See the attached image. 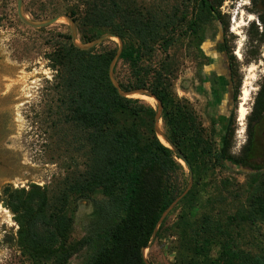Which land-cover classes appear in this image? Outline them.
Here are the masks:
<instances>
[{
  "label": "trees",
  "instance_id": "1",
  "mask_svg": "<svg viewBox=\"0 0 264 264\" xmlns=\"http://www.w3.org/2000/svg\"><path fill=\"white\" fill-rule=\"evenodd\" d=\"M61 1L63 7H55L51 13L70 15L84 43L94 40L87 37L86 30L93 34L97 31L114 33L123 40L124 47L114 68L121 88L127 91L147 88L162 101L167 134L183 152L193 172L197 171L191 157L193 152L221 165L254 171L264 168V165H252L258 155L253 136L240 156L232 152L236 130L233 105L239 94L238 84L233 95L228 93L223 100L225 106H231V111L220 144L214 148L206 139L191 103L173 94V71L168 77L164 69L144 64L151 62L158 42L166 39L170 29L175 32L179 27L192 26L196 30L216 19L224 33L227 32L229 21L224 20L226 15L221 11L224 0H193L196 5L191 11L179 2L169 9H159L153 3L144 4L143 0ZM254 1L264 7V0ZM259 19L264 28V10L259 12ZM252 27L258 30L255 22ZM67 40L55 49L51 62L57 71L66 136L84 152V167L66 176L58 194L54 191L51 195L47 188L36 184L29 189L7 185L2 199L17 218L24 249L34 254L53 255L56 257L54 264H68L69 259L82 250L85 251L82 264H146L144 248L149 245L164 211L184 192L186 172L179 162L181 157L156 134L157 109L140 99L120 95L114 86L109 68L118 46L83 50L74 45L72 36L68 35ZM222 46L220 53H229L228 47ZM120 61L132 70L128 79L117 74ZM258 106L260 119L264 112V83ZM72 194L92 199L97 219L88 233L73 244L69 242L72 219L66 214ZM190 194L191 191L178 205ZM250 206L251 209L238 210L233 218L252 221L259 214L264 218V196H255ZM218 232L226 236L220 222L204 217L201 229L192 237L200 251L206 252L219 236ZM232 240L228 237L223 241V261L205 264H264V255L235 248Z\"/></svg>",
  "mask_w": 264,
  "mask_h": 264
},
{
  "label": "rangeland",
  "instance_id": "2",
  "mask_svg": "<svg viewBox=\"0 0 264 264\" xmlns=\"http://www.w3.org/2000/svg\"><path fill=\"white\" fill-rule=\"evenodd\" d=\"M184 3L188 11L193 0H143L157 8L169 9L173 3ZM61 0H24V13L34 21H44L55 7L62 8ZM264 7L254 0H224L221 11L229 29L224 33L218 20L192 28L170 29L164 41H159L151 62L154 69H164L170 77L173 71V94L191 103L204 128L206 139L214 148L220 144L226 129L230 105L223 100L228 91L234 93L239 85L236 113V130L232 152L240 156L251 136L256 138L258 155L254 166L264 165V112L259 119L258 96L264 83V28L259 12ZM195 16V9H194ZM61 14V13H60ZM191 15V14H188ZM190 17V16H189ZM255 22L258 30L252 27ZM87 31L95 39L103 31ZM180 34V35H179ZM71 35L64 18L55 23L34 28L26 25L18 15L17 0H0V264H54L53 255L34 254L25 250L19 238L20 225L13 212L5 205L4 187L29 189L32 184L47 188L51 195L58 194L66 176L84 167L85 154L66 136L65 118L58 90L57 71L52 67V54ZM79 43L81 35L78 33ZM173 37V38H172ZM91 42V41H90ZM226 45L232 61L234 83L213 71ZM119 47L118 39H106L97 50ZM220 57L218 58V60ZM163 67V68H162ZM128 64L119 62L117 74L128 79ZM231 85V87H230ZM248 91L247 116L239 121V108ZM230 93V95H231ZM130 97L139 98V95ZM157 109V102L145 101ZM155 102V103H154ZM163 128L166 131L164 120ZM167 133V131H166ZM191 155L197 171L193 172L190 196L176 205L168 214L159 234L146 249V258L153 264H195L223 261V241L233 239L234 247L254 255H264V218L258 215L252 221L233 218L238 210L251 209L255 196H264V168L221 165L215 160ZM186 179L184 191L190 180V170L181 159ZM98 198V197H97ZM180 202V201H179ZM95 204L92 199L70 195L66 214L71 226V244L83 238L96 224ZM204 217L222 225L226 236L217 233L214 243L206 252L192 237L201 229ZM85 251L76 252L68 264H82Z\"/></svg>",
  "mask_w": 264,
  "mask_h": 264
},
{
  "label": "water",
  "instance_id": "3",
  "mask_svg": "<svg viewBox=\"0 0 264 264\" xmlns=\"http://www.w3.org/2000/svg\"><path fill=\"white\" fill-rule=\"evenodd\" d=\"M23 4H24V0H17V6H18V15L20 17V19L28 26L34 27V28H41L50 24L55 23L58 19L60 18H64L68 21V23L70 24V28H71V35H72V41L74 43V45L80 49L83 50H89L97 45H99L100 43L104 42L106 39H111V38H116L118 39L119 42V47L117 50L116 55L114 56L111 64H110V68H109V75L110 78L114 84V86L118 89L120 95L122 96H126V97H130L131 95H135V94H141V95H146L149 96L153 99L156 100L157 102V112H156V116H155V132L158 135V137L172 150H174L177 155H179L181 157V160L184 161L186 163V165L188 166L189 170H190V175H191V180L190 183L187 187V189L180 195L178 196L171 204L170 206L164 211V213L162 214L158 225L155 228V231L152 235L151 241L149 243V245L147 247L144 248V257H145V262L146 264H153L151 263L145 255L146 249H148L150 247V245L153 243L156 234L160 228V225L163 223V221L165 220V218L168 216V214L172 211V209H174V207L179 203V201L189 192V190L192 187L193 184V173L192 170L190 168V165L188 164V161L186 160L183 152L178 149L176 147V145L172 142V140L170 139V137L168 136V134L166 133V131L161 127V121H162V111H163V104L162 101L160 99L157 98V96L150 91L147 88H134L131 90H123L121 88L120 82L117 79L115 72H114V68L116 66V63L118 62V60L120 59L123 47H124V43L123 40L115 35L114 33H105L99 37H97L96 39L92 40L89 43L83 44V43H79L78 42V35H77V24L75 22V20L68 14L66 13H61L51 19L48 20H44V21H34L32 19H30L25 13H24V8H23ZM222 55H225L226 52L222 51L221 53ZM226 72V70H224Z\"/></svg>",
  "mask_w": 264,
  "mask_h": 264
},
{
  "label": "flooded vegetation",
  "instance_id": "4",
  "mask_svg": "<svg viewBox=\"0 0 264 264\" xmlns=\"http://www.w3.org/2000/svg\"><path fill=\"white\" fill-rule=\"evenodd\" d=\"M219 57H220V59L218 60ZM219 57H217V59H216L218 64L214 66L213 71L219 75L224 76L232 84V75H233V73H232V61H231L227 52L225 55L221 54ZM224 70H226V72ZM230 87H231V85H230ZM228 93L229 94L231 93L230 88H229ZM231 95H233V94L231 93ZM239 121H240V118H239Z\"/></svg>",
  "mask_w": 264,
  "mask_h": 264
},
{
  "label": "bare ground",
  "instance_id": "5",
  "mask_svg": "<svg viewBox=\"0 0 264 264\" xmlns=\"http://www.w3.org/2000/svg\"><path fill=\"white\" fill-rule=\"evenodd\" d=\"M137 95H139V98L140 99H142V100H145V101H152L153 100V98H151V97H149V96H146V95H141V94H135V96H137ZM244 99H243V102L241 103V106H240V108H239V118H240V120H244V118L247 116V109H246V107H245V105H246V100L248 99L247 98V95H248V91L247 90H245L244 91ZM132 96V95H131ZM134 96V97H135ZM155 103V102H154ZM161 127L163 128V123H162V121H161ZM164 129V128H163Z\"/></svg>",
  "mask_w": 264,
  "mask_h": 264
}]
</instances>
